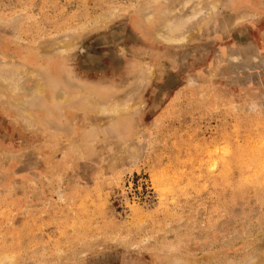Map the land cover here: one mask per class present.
Segmentation results:
<instances>
[{
  "label": "rangeland",
  "instance_id": "obj_1",
  "mask_svg": "<svg viewBox=\"0 0 264 264\" xmlns=\"http://www.w3.org/2000/svg\"><path fill=\"white\" fill-rule=\"evenodd\" d=\"M1 262L264 264V0H0Z\"/></svg>",
  "mask_w": 264,
  "mask_h": 264
},
{
  "label": "bare ground",
  "instance_id": "obj_2",
  "mask_svg": "<svg viewBox=\"0 0 264 264\" xmlns=\"http://www.w3.org/2000/svg\"><path fill=\"white\" fill-rule=\"evenodd\" d=\"M212 10V9H211ZM205 28V27H204ZM198 29V28H197ZM174 35H176L175 33H174ZM178 36H179V34H178ZM177 36V37H178ZM185 36V35H184ZM175 37V36H174ZM180 38V37H179ZM183 38V37H182ZM177 41V40H176ZM64 47H68V46H64ZM11 85V84H10ZM39 86V85H38ZM40 87V86H39ZM13 88V87H12ZM39 89V88H38ZM41 92V91H40ZM44 92V91H43ZM118 104V103H117ZM119 105H121V104H119ZM124 106V105H123ZM103 107V106H102ZM103 109V108H102ZM114 109V108H113ZM116 109V108H115ZM30 112V111H29ZM63 252V251H62ZM62 254V253H61ZM3 259H5V262H6V259H9V257H4ZM5 262H1L0 264H5ZM11 264H13V263H11Z\"/></svg>",
  "mask_w": 264,
  "mask_h": 264
}]
</instances>
